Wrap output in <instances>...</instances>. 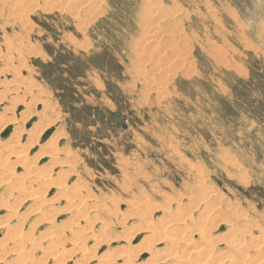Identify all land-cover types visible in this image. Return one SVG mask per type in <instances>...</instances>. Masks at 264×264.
Returning <instances> with one entry per match:
<instances>
[{
	"label": "rangeland",
	"instance_id": "obj_1",
	"mask_svg": "<svg viewBox=\"0 0 264 264\" xmlns=\"http://www.w3.org/2000/svg\"><path fill=\"white\" fill-rule=\"evenodd\" d=\"M18 131L23 142L33 139L26 162L43 167L54 145L74 161L68 184L80 182L118 213L149 200L158 228L164 209L209 185L224 215L214 235L246 223L256 237L264 229V0H0V146ZM7 159L17 178L29 171ZM54 206L37 234L52 225L69 248L79 236L67 229H84L85 256L94 257L85 264L121 247L135 252L132 264H160L165 242L150 230L95 246L92 234H120L121 225L107 230L105 212L91 213V224L63 202Z\"/></svg>",
	"mask_w": 264,
	"mask_h": 264
},
{
	"label": "bare ground",
	"instance_id": "obj_2",
	"mask_svg": "<svg viewBox=\"0 0 264 264\" xmlns=\"http://www.w3.org/2000/svg\"><path fill=\"white\" fill-rule=\"evenodd\" d=\"M155 5L153 1H147L150 11L158 7ZM156 9H160V7ZM167 51L168 48L164 47L163 52ZM38 90L36 89L37 92H39ZM21 135L22 133L18 131L15 140L0 146V187L4 191L2 194L0 193V211L4 212V220L0 219L2 221L0 228L5 229L0 240V264H48L50 260L55 264H65V260H71L79 251H82L83 255L75 260L74 264H85V259L93 257V254L89 257L85 256V253L90 250L88 245L80 240L84 235V229L80 231H75L71 227L67 229V231L74 232L76 236H79L71 241L69 248L62 246V235L65 231H58L52 225L46 226L44 234H37L38 227L48 223L54 217L56 214L54 204L59 202H63L67 208L66 211L71 212L74 217L84 219L91 224V220H87L90 215L95 213V216L97 211H102L106 215V221L102 220L101 222L104 228H110L114 223L121 225L120 234L112 231L105 232L104 230L100 235L91 233L89 238L92 245L101 241H108L109 244L110 240L127 238L131 229L137 230L139 228L140 230H150L151 233L150 236L148 234V237L156 238L154 241L160 239L165 242L163 250L156 252V255L154 254L156 261L162 257L158 261L160 264L166 262L169 264H264V229L258 231L256 237H247L249 225L245 223L241 228L232 227L231 229L229 227L230 231L227 235L225 234L226 237L224 235L221 239L218 238L219 236L217 237L216 233L214 235V224L223 213H221L217 192L209 188V185L199 187L200 192L196 197H189V195L187 205L182 207L176 205L174 211H171L170 208L164 209L163 219L160 218L162 222L156 228L151 223V213L155 211L157 206L155 203L149 200H137L132 204L130 202L132 208L130 207L129 213H118L107 200L85 194V187L80 182L74 180L68 184L74 175V161L61 159L60 153L55 150L54 145H51V151L43 153L48 155V163L43 167H36L35 161L26 162L28 151L25 149L27 145L25 143L32 142L33 139L23 142ZM64 153L63 158L70 157L69 150ZM10 155L15 160H19L20 163L25 162L29 165V167L27 166L29 171L25 172L23 178H17L13 172L14 169L9 165L7 166L6 161H4ZM7 163L9 164V162ZM55 167L58 171L54 170ZM53 190L51 199H45L46 194ZM163 199L167 200L165 196ZM26 201L30 202L28 210L18 214V207ZM186 208L189 209L187 212L184 211ZM235 213L233 212L234 215L232 216L237 221H243ZM96 220H98L97 216ZM229 222H231L230 219ZM128 223L130 225H127ZM151 224L154 227H151ZM90 225L87 227L88 229L91 228ZM44 242L47 243L45 246H43ZM219 245L224 248L221 249ZM134 253V251L126 250L124 247L111 250L100 256L101 259L98 264H132ZM119 261L120 263H118Z\"/></svg>",
	"mask_w": 264,
	"mask_h": 264
}]
</instances>
